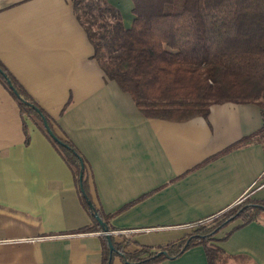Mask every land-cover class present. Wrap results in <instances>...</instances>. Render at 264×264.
Instances as JSON below:
<instances>
[{
  "label": "crops",
  "instance_id": "1",
  "mask_svg": "<svg viewBox=\"0 0 264 264\" xmlns=\"http://www.w3.org/2000/svg\"><path fill=\"white\" fill-rule=\"evenodd\" d=\"M126 28L133 0H107ZM71 0H0V60L80 151L92 200L127 250L160 247L246 197L264 199V141L218 154L264 126V99L211 100L209 115L146 116L111 81ZM0 82V264H102L71 167ZM207 162L203 163L206 159ZM217 233L220 264H264V212ZM113 264H124L115 257ZM153 264H208L196 245Z\"/></svg>",
  "mask_w": 264,
  "mask_h": 264
},
{
  "label": "trees",
  "instance_id": "2",
  "mask_svg": "<svg viewBox=\"0 0 264 264\" xmlns=\"http://www.w3.org/2000/svg\"><path fill=\"white\" fill-rule=\"evenodd\" d=\"M80 24L94 47L93 57L107 77L129 93L148 117L187 120L209 115L211 100L264 99V0H133L135 18L126 28L118 8L107 0H71ZM0 82L21 107L25 142L30 143L28 121H33L71 167L80 199L93 219L91 225L74 232L104 231L96 211L108 219L92 200L89 172L77 147L54 130L50 114L33 102L26 89L0 60ZM59 140L54 139L44 121ZM264 141V126L244 136L222 154ZM206 159L203 163L212 159ZM92 201L89 205L81 189ZM264 212V199L246 197L213 218L198 223L181 238L160 247L141 245L128 251L131 240L112 235L110 251L106 234L101 235L102 264H113L119 256L124 264H153L179 257L187 249L202 245L208 264H220L227 255L216 235L240 219L241 227ZM166 250L168 255L159 254Z\"/></svg>",
  "mask_w": 264,
  "mask_h": 264
},
{
  "label": "water",
  "instance_id": "3",
  "mask_svg": "<svg viewBox=\"0 0 264 264\" xmlns=\"http://www.w3.org/2000/svg\"><path fill=\"white\" fill-rule=\"evenodd\" d=\"M44 126L46 127V129L48 130V132L50 133V135H51L54 139L59 140V139L57 138V136L54 134V132L51 130V128L49 127V124L47 123L46 120L44 121ZM80 180H81V189H82V192H83V194L85 195V197L87 198L89 205L95 210V207H94L92 201L89 200V197L87 196V194L85 193V190H84V188H83V182H82V180H83V172H81ZM94 214H95V217H96V218L98 219V221L100 222V224L103 226V228H104V233L107 235V238H108V240H109L110 251L113 252V251H114V245H113V242H112V234H111V232L109 231L108 227L105 225V222H104V220L100 217V215H99L96 211L94 212ZM159 254H165V255H168V253H167L166 250H161V251H159Z\"/></svg>",
  "mask_w": 264,
  "mask_h": 264
}]
</instances>
